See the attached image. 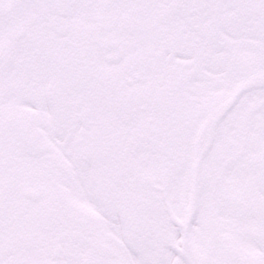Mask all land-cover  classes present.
<instances>
[{"label":"snow or ice","instance_id":"1","mask_svg":"<svg viewBox=\"0 0 264 264\" xmlns=\"http://www.w3.org/2000/svg\"><path fill=\"white\" fill-rule=\"evenodd\" d=\"M0 264H264V0H0Z\"/></svg>","mask_w":264,"mask_h":264}]
</instances>
